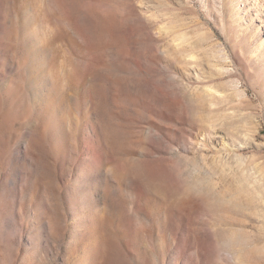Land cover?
Wrapping results in <instances>:
<instances>
[{"label":"rangeland","instance_id":"1","mask_svg":"<svg viewBox=\"0 0 264 264\" xmlns=\"http://www.w3.org/2000/svg\"><path fill=\"white\" fill-rule=\"evenodd\" d=\"M0 264H264V0H0Z\"/></svg>","mask_w":264,"mask_h":264}]
</instances>
